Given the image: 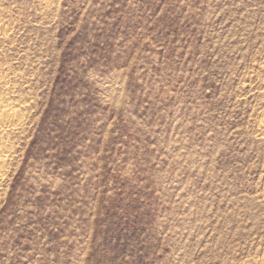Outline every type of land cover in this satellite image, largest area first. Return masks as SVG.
Here are the masks:
<instances>
[{"label":"rangeland","instance_id":"374dc122","mask_svg":"<svg viewBox=\"0 0 264 264\" xmlns=\"http://www.w3.org/2000/svg\"><path fill=\"white\" fill-rule=\"evenodd\" d=\"M0 25V264L264 263V0H0Z\"/></svg>","mask_w":264,"mask_h":264},{"label":"bare ground","instance_id":"6f19581e","mask_svg":"<svg viewBox=\"0 0 264 264\" xmlns=\"http://www.w3.org/2000/svg\"><path fill=\"white\" fill-rule=\"evenodd\" d=\"M1 26V25H0ZM0 29H1V27H0ZM262 70H263V72H264V66L262 67ZM1 102V101H0ZM6 103V102H5ZM3 104H4V101H3ZM10 104V103H9ZM2 105V104H1ZM0 105V106H1ZM7 106H8V104H6ZM2 107V106H1ZM9 107V106H8ZM12 109L13 107H9V109ZM1 109V108H0ZM4 109V108H3ZM9 109H7V108H5V110H4V112L3 111H0V125H2L3 127L5 126V125H7L8 124V122H9V113L11 112V110H9ZM2 110V109H1ZM14 110L12 109V112H13ZM16 112V111H15ZM12 115V114H11ZM10 115V116H11ZM18 115V114H17ZM20 116V115H19ZM11 118H12V116H11ZM14 120V119H13ZM18 121V120H17ZM12 122V121H11ZM13 124V123H12ZM14 125H15V123H14ZM1 127V126H0ZM2 127V128H3ZM6 127V126H5ZM4 127V128H5ZM258 127H259V130L262 132V136H263V138H264V113L261 115V118L259 119V121H258ZM17 128V127H16ZM6 130H8V129H6ZM9 130H10V126H9ZM15 130V129H14ZM11 131V130H10ZM13 131V130H12ZM2 133H3V131H2ZM8 133V132H7ZM5 134H6V132H5ZM2 134H0V136H1ZM5 138V137H4ZM6 140V139H5ZM2 142V141H1ZM5 143H3V145H4ZM9 144V143H8ZM7 148H9V147H4V146H0V177H1V175H2V173H3V168H4V166H6V157L4 156V153H6V152H8L9 150H7ZM10 152V151H9ZM8 158V157H7ZM5 172V171H4ZM5 176V175H4ZM2 178H4V177H2ZM2 178H0V180L2 179ZM264 264V263H263Z\"/></svg>","mask_w":264,"mask_h":264}]
</instances>
